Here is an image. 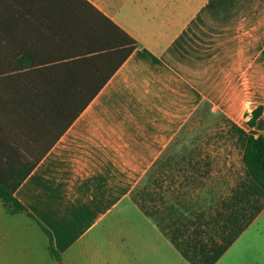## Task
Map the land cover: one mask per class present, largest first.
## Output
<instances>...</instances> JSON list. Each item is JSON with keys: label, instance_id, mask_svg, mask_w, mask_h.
Listing matches in <instances>:
<instances>
[{"label": "crops", "instance_id": "1", "mask_svg": "<svg viewBox=\"0 0 264 264\" xmlns=\"http://www.w3.org/2000/svg\"><path fill=\"white\" fill-rule=\"evenodd\" d=\"M88 1L139 46L16 190L34 218L0 200V264H59L40 224L65 264H125L141 226L170 250L135 191L195 118L264 107V0Z\"/></svg>", "mask_w": 264, "mask_h": 264}, {"label": "trees", "instance_id": "2", "mask_svg": "<svg viewBox=\"0 0 264 264\" xmlns=\"http://www.w3.org/2000/svg\"><path fill=\"white\" fill-rule=\"evenodd\" d=\"M138 46L88 0H0V200L11 211L34 218L16 190ZM263 111H252L249 131L233 124L245 176L221 202L210 237L203 222H166L141 203L190 264H215L264 209V135L255 129Z\"/></svg>", "mask_w": 264, "mask_h": 264}, {"label": "rangeland", "instance_id": "3", "mask_svg": "<svg viewBox=\"0 0 264 264\" xmlns=\"http://www.w3.org/2000/svg\"><path fill=\"white\" fill-rule=\"evenodd\" d=\"M259 104L261 102L252 103L247 121ZM247 121L242 126L249 131ZM242 155V140L232 122L221 118L219 122L208 123L195 118L141 182L135 197L149 209L159 212L166 222H170L169 217L173 220L180 216L183 224L195 226L203 222L208 238L217 227L213 218L221 202L245 176ZM201 214L205 215L204 221L199 218ZM146 232L141 226L140 236L132 243L130 253L125 250L130 259L125 264H190L168 241L170 250L158 240L154 241L157 250L152 249L151 242L144 238ZM163 253H166L164 259ZM216 264H264V214L240 235Z\"/></svg>", "mask_w": 264, "mask_h": 264}]
</instances>
